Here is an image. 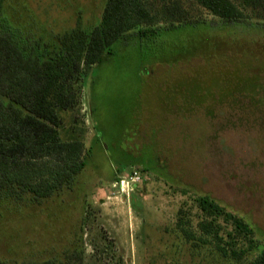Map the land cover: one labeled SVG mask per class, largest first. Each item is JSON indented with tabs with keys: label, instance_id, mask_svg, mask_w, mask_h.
Returning <instances> with one entry per match:
<instances>
[{
	"label": "rangeland",
	"instance_id": "374dc122",
	"mask_svg": "<svg viewBox=\"0 0 264 264\" xmlns=\"http://www.w3.org/2000/svg\"><path fill=\"white\" fill-rule=\"evenodd\" d=\"M181 1L187 21L204 24L167 36L172 49L186 45L181 57L159 39L158 50L141 45L135 29L85 77L75 119L93 150L74 188L39 203L0 193L1 258L78 248L84 264H237L178 229L181 216L203 235V194L264 236V8L228 23ZM106 3L5 0L3 12L21 37L54 43L77 24L98 25ZM135 171L140 178L128 185Z\"/></svg>",
	"mask_w": 264,
	"mask_h": 264
},
{
	"label": "trees",
	"instance_id": "16d2710c",
	"mask_svg": "<svg viewBox=\"0 0 264 264\" xmlns=\"http://www.w3.org/2000/svg\"><path fill=\"white\" fill-rule=\"evenodd\" d=\"M4 1L0 0V193L16 201L39 203L72 190L92 156L75 115L85 77L93 67L106 54H113L114 45L135 29L141 45L158 50L159 39L163 52L181 57L186 45L172 49L171 41L165 43L167 36L171 39L204 24L187 21L181 0H107L98 25L84 29L77 24L48 43L21 37L4 18ZM193 1L228 23L245 21L249 8H264V0ZM161 22L171 25L159 28ZM65 114L72 117L69 125ZM198 201L210 218L200 222L203 235L198 236L180 216L178 229L188 241L195 246L211 242L215 252L237 264H264V236L254 226L208 194L199 195ZM219 217L235 229L224 231ZM83 253L66 248L43 260L0 257V264H84Z\"/></svg>",
	"mask_w": 264,
	"mask_h": 264
},
{
	"label": "built area",
	"instance_id": "2783aa9c",
	"mask_svg": "<svg viewBox=\"0 0 264 264\" xmlns=\"http://www.w3.org/2000/svg\"><path fill=\"white\" fill-rule=\"evenodd\" d=\"M139 178H140L139 172L138 171H135V173L132 175V177L130 178V180L127 181L128 185L130 184V182L134 183Z\"/></svg>",
	"mask_w": 264,
	"mask_h": 264
}]
</instances>
